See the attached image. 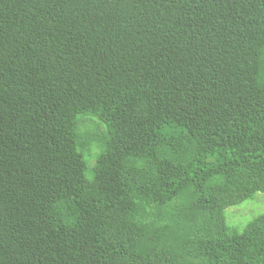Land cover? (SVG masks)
I'll return each instance as SVG.
<instances>
[{"label": "trees", "instance_id": "1", "mask_svg": "<svg viewBox=\"0 0 264 264\" xmlns=\"http://www.w3.org/2000/svg\"><path fill=\"white\" fill-rule=\"evenodd\" d=\"M258 193L264 0H0V264H264Z\"/></svg>", "mask_w": 264, "mask_h": 264}, {"label": "rangeland", "instance_id": "2", "mask_svg": "<svg viewBox=\"0 0 264 264\" xmlns=\"http://www.w3.org/2000/svg\"><path fill=\"white\" fill-rule=\"evenodd\" d=\"M84 118V117H83ZM82 118H80L81 120ZM87 121H92L94 123V130L96 134L101 136L103 133L102 131L103 126L98 124L96 120H93L91 118H86ZM92 126V125H91ZM96 126H99L101 128H96ZM87 130L89 131V128L87 126ZM94 152L92 153V155ZM84 161L87 166V177L91 178L92 169L95 166V159L92 161L87 156H84ZM264 214V195L261 193H258L254 196L252 200H247L241 203L240 205L230 207L225 210L224 216H225V222L226 225L229 228L236 229L238 231H242L243 228L254 218L263 215Z\"/></svg>", "mask_w": 264, "mask_h": 264}]
</instances>
